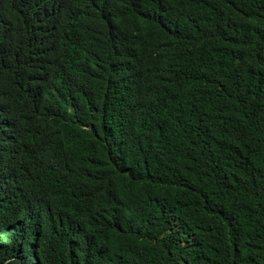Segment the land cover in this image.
<instances>
[{"label":"trees","instance_id":"obj_1","mask_svg":"<svg viewBox=\"0 0 264 264\" xmlns=\"http://www.w3.org/2000/svg\"><path fill=\"white\" fill-rule=\"evenodd\" d=\"M0 264H264V0H0Z\"/></svg>","mask_w":264,"mask_h":264}]
</instances>
